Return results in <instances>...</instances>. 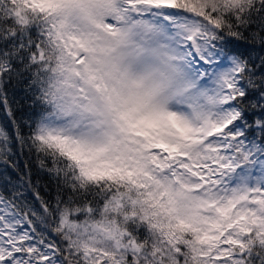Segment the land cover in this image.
<instances>
[{
    "label": "snow or ice",
    "instance_id": "6c2138e0",
    "mask_svg": "<svg viewBox=\"0 0 264 264\" xmlns=\"http://www.w3.org/2000/svg\"><path fill=\"white\" fill-rule=\"evenodd\" d=\"M0 111V264H264V0H0Z\"/></svg>",
    "mask_w": 264,
    "mask_h": 264
},
{
    "label": "trees",
    "instance_id": "16d2710c",
    "mask_svg": "<svg viewBox=\"0 0 264 264\" xmlns=\"http://www.w3.org/2000/svg\"><path fill=\"white\" fill-rule=\"evenodd\" d=\"M5 121V115L2 111H0V123H3ZM23 157L21 158V163H23Z\"/></svg>",
    "mask_w": 264,
    "mask_h": 264
}]
</instances>
